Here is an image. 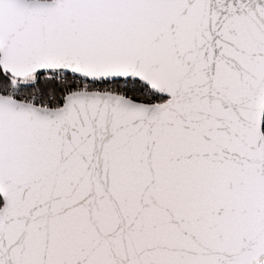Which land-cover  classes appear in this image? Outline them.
Returning <instances> with one entry per match:
<instances>
[{
  "label": "snow or ice",
  "instance_id": "snow-or-ice-1",
  "mask_svg": "<svg viewBox=\"0 0 264 264\" xmlns=\"http://www.w3.org/2000/svg\"><path fill=\"white\" fill-rule=\"evenodd\" d=\"M0 264H264V0H0Z\"/></svg>",
  "mask_w": 264,
  "mask_h": 264
}]
</instances>
